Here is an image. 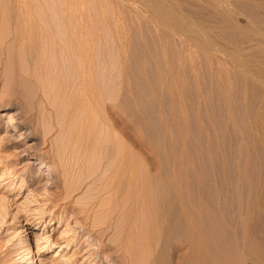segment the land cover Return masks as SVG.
Here are the masks:
<instances>
[{"label": "rangeland", "instance_id": "374dc122", "mask_svg": "<svg viewBox=\"0 0 264 264\" xmlns=\"http://www.w3.org/2000/svg\"><path fill=\"white\" fill-rule=\"evenodd\" d=\"M26 1L31 3L32 6L34 4L35 8L32 7L30 13H33L37 18L43 19L45 16L47 17V21L57 22V24H54L55 26L57 25L59 29L57 31L60 34L56 32V35H60L61 37L54 35L56 39L50 33V35H47L48 38L51 36L56 42L50 38L52 42L50 43L49 41V44L45 43L44 48L42 43L46 40L40 38L42 41L38 40L39 42L34 51L35 54L33 53L28 56L27 53L29 61L33 60V64L36 65L38 63L39 65L40 63L39 66H41L40 71L35 72L41 77V82L37 83L28 81L26 78L27 74H25L26 70L24 68L26 64L23 66L25 71L22 70L21 65L23 62L21 54L23 53V47H21V40L19 38L16 39L19 40L18 42L14 41L15 39L12 40L13 29L9 27L8 30L6 28L8 26L7 23L4 26L5 28L0 26V28L2 27L0 31L4 28V34H6V30L11 31L10 35L7 32L6 38L3 33H0L5 38L1 40L2 37L0 36V46L1 44H6L9 48L8 55L5 54L7 58L0 52V75L3 79L0 81V93L4 99L10 100L8 108L4 110L0 109V177L3 175L2 170H4V173L7 171L9 175V178L0 182V264H89L90 261L91 264H105L108 261V259L105 260V254L103 252L100 253L99 248L96 249L98 247L96 245V235L94 233L91 234L90 230L92 229L96 234L100 232L109 221L112 222L114 220L112 218L117 216L116 213L121 211L119 207H122L127 199H129L127 203L131 201L128 195H126V199L122 198V193L128 192L126 190L127 187L125 184H122L118 189V193L115 191V186L118 183L114 180L115 171L109 165V160L112 158L110 148H106L103 145V148L98 147L90 150L85 146V142H82L83 144L81 142L74 143L73 147V145L70 146L67 142L66 137L68 134V139L70 136L77 134L80 139H85L86 135L89 134V136L95 137L97 135L96 138L102 141L103 138L106 139L114 133V135L120 138L121 143H124L129 149L133 148L132 151L136 153L138 161H140L139 163L142 164L141 167L147 161L151 162L152 160L156 166L159 164L165 165L160 160L166 156L168 159L166 165H171L170 168L173 169L176 167L175 171H180L183 174L182 176L185 177L184 179H186V181L183 179L187 186L184 188V193L187 190L190 192L187 191L185 193L186 196L190 197H187V202L193 201L192 197H194V200H197L195 197L198 195L196 196V194L198 193V189L199 191L201 190L200 188L203 183H210L207 186L212 187V182L208 181L213 178V176L211 178L210 173L213 174L214 167L221 162H228L227 165L229 163L231 165L232 161V164L236 163V160L241 162L239 159L240 157L244 159V156H242L244 152L247 153L248 158L252 155V158H250L252 160L249 161L257 163L258 160L259 162L261 159L264 160V150H262L264 147L260 149L261 143L262 145L264 143L262 141L264 140L262 139L264 138V133L257 135L255 133L254 135V132L250 131L249 135L250 118L254 115L253 113L260 111L264 114V109L262 108L264 107V101L263 103L261 102L263 90L261 91L259 87L261 86L259 79L245 82L246 77L243 70L233 68L235 72L232 70V74L228 72L232 69L231 66L227 65L228 70L226 72L230 73L227 77L229 81L226 79L227 83L230 82V86H227V90H230L228 91L229 94L227 93L228 99H226L229 100L230 98L228 105V102L224 97L222 99L221 94L217 91L218 88L215 85H218V83L216 84L215 80L213 81L217 77L216 75L220 79L221 73L216 72L215 75L214 72V78L212 76V69L208 68L210 65L205 61V58L201 55L202 53L200 51L198 53V50L196 51L191 47L190 49L194 53L195 58L197 60L198 58H202V60H198L199 62L196 60L198 64L197 73L189 71L191 69L188 62V65L186 64L189 67L187 71L186 66H184L186 62H184L182 67L179 66L181 65L180 62H182L180 59L182 60L183 58L181 57L182 54L180 55V52H182L180 48L181 37L173 34L168 28L156 23L139 2L135 3L127 0H67L66 3V0H38V4L41 2V7L39 5L41 9L39 7L38 9V1ZM225 1L229 4L228 8L232 9V17L235 19H233L235 23L237 22V25L242 26L241 29L246 28L249 30L251 32L250 35L253 33L252 38L249 37L250 35L243 34V31L242 33H238L226 27L221 28L222 26L217 25L219 22L216 24V21L210 20L214 24V27L212 26L211 28L214 37L216 36L218 43L226 49L228 46L232 47V49L239 46V48L242 47L246 56L256 59L260 55L259 59H257L260 60L262 58L264 60V53L257 48L264 45V40H260L262 37L264 39V0ZM63 5L65 9L62 8ZM67 9L72 13L70 14L71 16L68 15L69 19L86 20L85 23L87 21L91 23L89 33L91 32L90 41L93 40V45L90 47L95 54L94 56L97 57V59L95 57L97 64L100 58L104 60H102V65L106 61L104 68L101 65V70L97 68L94 72L92 69L95 74L91 72L93 80H90L95 85V100L90 103L91 106L88 104V98L79 88L82 84L79 83L78 79L81 80V78L77 77L75 80L74 72H77L76 70L73 72L72 66L69 67L70 62L68 58L74 51H67L69 48L68 39L65 42L66 33L61 29L62 24L59 26L60 21L66 18L65 15L68 14ZM193 9L190 6L187 9L188 11L185 10L188 14L192 10L190 12V19L194 13ZM231 9H229L230 13ZM11 11V18L14 19L16 10L12 7ZM51 11H54V13H51ZM195 11H197L196 16L198 18L195 17L194 13L191 20L195 22L199 21L200 23L201 21L209 20L208 17L204 19V17L208 16L206 12L203 14L204 11L200 12L201 10L199 9ZM22 14L24 13L22 12ZM199 15L203 16L204 20ZM0 18L4 17L1 15ZM1 19L0 25L5 24L4 19ZM205 21L202 24L210 26L211 23L209 22V24ZM49 22L48 24L51 26V22ZM45 23H43V26L47 27L46 25L48 24ZM52 26L56 30L53 24ZM54 29L53 31H55ZM65 32L68 31L65 30ZM254 32L259 35L262 34V37H259V39L257 37L258 34H254ZM254 40L258 44L260 42V44H256ZM8 41L10 42L8 43ZM225 42L229 45L225 46ZM253 43H255V46ZM38 44H40L39 47ZM248 44L250 45L248 46ZM50 45H52L51 49H49ZM254 47L257 50H254ZM70 48L69 50H71ZM65 49L66 51H64ZM36 50L38 51L36 52ZM54 50H58L57 52L63 51H61V54L59 52L58 55H54L52 53L55 52ZM49 53L53 54L54 57L57 56L60 60V62H56L57 64L60 63L58 64L60 65L59 67L58 65L54 66L56 64L55 60H53L54 57ZM218 54L220 55L219 52ZM252 54H254V57ZM261 54L263 55L261 56ZM59 55H61L60 58L58 57ZM179 55L181 58L175 62L179 58ZM62 56L65 59H62ZM94 56L91 53L92 59ZM222 57L228 62L231 61L229 57ZM57 58L55 57L56 60ZM200 63L201 65H199ZM203 63H207L206 66ZM43 64L46 69L50 65L54 66V70L50 67L53 72L44 70ZM19 66L20 68H18ZM57 67L59 72L55 71ZM64 68H66L65 71ZM178 74H181L184 78H180ZM173 75L175 81L172 77ZM230 75L233 76L231 77ZM188 77L190 78L188 79ZM191 78L192 81H190ZM195 78H199L197 79L198 81ZM177 79H185L186 81L182 82ZM194 80L196 81L194 82ZM261 88L263 89V87ZM259 92L261 93L260 95ZM18 93L20 94V98L17 96ZM16 97L19 99L16 100ZM259 97L260 99H258ZM117 105H121V109L117 108ZM18 106L24 109L25 124L15 123L16 117H9L12 113L11 111ZM227 106L229 107L227 108ZM229 108L231 109L229 110ZM230 112L231 115L233 114V119ZM127 117L135 118L134 125L140 129H137L140 137L128 126L126 122ZM245 118L249 120L250 125L247 126L249 123L248 120H244ZM68 121L70 122V127H67L69 126ZM111 121H114L113 124L115 123L116 132L108 127ZM230 123L232 124L230 125ZM233 123L237 125H235V128L233 127ZM100 127L102 128L100 129ZM242 129L244 130L242 131ZM235 131L237 132L235 133ZM27 133L30 134L27 136ZM34 134L37 138L28 139V137ZM251 134L254 136L252 137ZM257 136L261 137V143H259L260 138ZM254 137L259 139V142H256V138ZM32 143H36L37 152L40 153L43 163L46 166L56 168V183L50 184L49 181L45 183L42 177H39V174L45 171L44 169L40 168L36 173H29V171L38 166L36 164L39 162L37 156L31 157L32 148L30 147ZM258 143L260 144L259 147ZM146 147H150L151 151L153 150L152 154L149 155L151 158H147L148 160L144 159L146 155L141 156L143 152L147 151L148 148L146 149ZM238 149H240L239 152L236 151ZM257 149L261 151L259 152ZM246 150L250 152L248 153ZM235 151L236 153H234ZM240 152L243 154H239ZM233 156L237 157L234 158ZM6 167L9 168L6 169ZM209 168L210 171L212 170L211 172L208 171ZM9 170L12 172H9ZM5 177L3 176L2 178ZM204 179L205 182H203ZM65 183H68L71 189H73H68L69 191L65 192ZM209 186V189L207 188L208 193L210 190L212 191V188ZM65 196H67L66 199L64 198ZM116 197L120 201L119 205V202H116ZM53 201L65 203L69 206L67 214H62L63 211L54 206ZM127 203L125 205L129 207L131 202ZM88 206H90L89 209ZM71 207L75 211H72ZM83 209H88V211L83 212ZM86 216L89 217L85 220L82 219V217L86 218ZM37 217L38 219H36ZM90 218L93 222L94 218L96 223H92ZM119 222L120 220L117 223L119 226L116 224V229L120 228L121 223ZM116 229L110 228L105 232L102 244H116L117 233H119V230ZM38 237L40 238L38 239ZM52 240L57 244L61 243V248H57L56 245L49 247L48 241ZM66 241L68 245L64 247ZM63 247L64 249H62ZM29 250L30 253L28 254ZM25 257H30L29 260L32 263H25ZM113 261V259L110 260V264Z\"/></svg>", "mask_w": 264, "mask_h": 264}, {"label": "bare ground", "instance_id": "6f19581e", "mask_svg": "<svg viewBox=\"0 0 264 264\" xmlns=\"http://www.w3.org/2000/svg\"><path fill=\"white\" fill-rule=\"evenodd\" d=\"M29 1H31V0H29ZM35 1L37 2L38 0H35ZM127 1L135 2V3L139 2L140 4H142V6L145 8V11L149 14V16H151L153 18V20L156 23H158L161 26L168 28L173 34L181 37L180 38V46H181L180 48L182 49V52H180V55L182 54L181 57H183V58L181 60L180 59L181 57L179 55V58H177L175 61V62H177L178 59H180V61H182V62L179 61L181 64V65H179V63H178L179 66L182 67V65H184V62H186L184 65V66H186V64L188 62L190 64L189 67L191 69V70H189V69L188 70L195 73L197 71V65H198L197 61L199 59L202 60V58H198V60H197L195 58L194 53L190 49V47L195 49L196 51L198 50V53H199V51L202 53L201 55L203 56V58H205V61L208 63V65H210V67H208V68H210V70L212 69V72H213L212 76L214 77V72H215V75H216V72L221 73V76H219L221 78L220 79L217 78L218 75H216L217 77L216 78L214 77L215 79H213V81L215 80V83L216 84L218 83V85H215V86H217L218 89L217 88L216 89H217V91H219L218 93L221 94L222 99H223V97L225 100L228 99L227 95L229 94L228 91H230V90H227V88L230 86L229 85L230 82L227 83V80L229 79V78L227 79V77L229 76L230 73L233 74V72H235L234 69H237V68H240L241 70H243V72H245V74H244V76L246 77L245 82L246 81H252V79H259V82L261 83V86H259V87H260L261 91L262 90L264 91V60H262V58L260 60H258L260 55L257 57L258 59L257 58L253 59L249 56H246L245 52L242 50V47L239 48V46L236 44V46H238V48L233 47L234 49H232V47L228 46L229 44L228 45L226 44L227 41L225 40L226 41L225 46H228V48H229V50H228V48L226 49L225 47L221 46L218 43L216 36L214 37V34L211 31L212 26L214 27V24H213V22L211 23V21H216V24H217V22H219L217 24L218 26H222L221 28L226 27V28H229V29L233 30L234 32H238V33H242V31H243V34L245 33V35L247 34V36L250 35V33H251L246 28L241 29L242 26L240 27L239 25H237L238 24L237 22H236L237 24L235 23V21H234L235 19L232 17V9L228 8L229 4L225 0H127ZM27 2L28 1H26V0H0V13H1L0 17L2 15L4 17L2 19H4V21H5L4 22L5 24H2L0 26L4 27V26H6V23H7L8 26H6V28H8V30H9V27H11L13 29V30L11 29L12 35H13L12 40L15 39L14 41H17V42L19 40H16V39L19 38L21 40V47H23V49H22L23 53L21 54L22 55V62H23V64L21 65L22 70H24V68H25V70H26L25 74H27L26 78L28 79V81L30 80L32 82L38 83V82H41V80H40L41 77L38 76L35 72H38V70L40 71V69H41L40 68L41 66H39L40 63L38 65V63H36L34 61V63H36V65H35V64H33V60L29 61L28 60L29 58H27V53H28V56H30L31 54L34 53V51L37 47V43L39 42L38 40L40 38H42V39L44 38L46 40V41H43V43H42L43 45L45 43L49 44L48 42L50 41V43H51L52 42L51 40L53 39V37L51 38V36H50L48 38L47 35H50V33H52L53 36L55 35L56 37H58L60 35L57 36L56 32L59 34H60V32L57 31V29H58L57 25L55 26V24H57V22L55 23L54 21L51 22L49 20L51 22V26L53 24L56 27V30H55L53 26L51 27L48 24L49 21L46 20L47 17L44 16L43 19H40V18H37L33 13H30L31 8L32 7L35 8V7H34V4L32 6L31 3L28 2V4H27ZM38 3H39V1L37 2V4ZM66 3H67V0H66ZM66 3H65V5H66ZM40 4H41V2H40ZM40 4L37 5V8L39 7ZM42 5H43V2H42ZM189 5L191 6V9L196 8L195 10L199 9V10H201L200 12L204 11L203 14L206 12V14L208 16L204 17V19L208 17L209 20L207 19L208 21L207 20L205 21L203 19V16L199 15L200 18H202L205 22H208V23L210 22L213 25H211L209 23L210 26H207V25L202 24L204 21H201V23L199 21H197L198 22L197 23V22L191 20L192 15L194 13H195L194 14L195 17H197L196 16L197 11H195L193 9L194 13L191 15V19H190V12H192V10L189 11V14L186 12V11H188L187 9L190 8ZM35 6H36V4H35ZM57 6H58V4H57ZM63 6H62V8L65 9V6L64 7ZM188 6H189V8H188ZM12 7L14 8V10H16L15 11L16 16L14 19L11 18V12L13 11V9L11 11ZM40 7H41V5H40ZM54 8L56 9V7H54ZM66 8H67V6H66ZM116 9H118V8H116ZM229 9H231V13H230ZM66 11H68V14L65 15L67 20H66V18H63L64 21L62 19L60 21L61 23L59 24V26L62 24V28L61 27L60 28L63 30L64 33H66L65 42L68 39L67 40V43L69 44L68 47L70 48V46L72 45L70 48L71 50H69V48H68L67 51H74V53L72 52L68 58V60L70 62L69 67L72 66L73 72H74V70H76V72H77V73L74 72L75 80L77 77L81 78V80L78 79L80 81L79 83L82 84V85L79 84L80 85L79 88H80L82 93L84 92L85 96L89 100L88 104H90L91 102H93L95 100V98H94V93H95V89H94L95 87L94 86L95 85L90 80V79L93 80V76L91 78V72L93 74L97 68L99 69L104 60L102 58V60H103L102 61L101 58L99 57L100 58V59L98 58L99 63L97 64V62H96L97 57L94 56L95 54L92 51V48L90 47L93 45L92 44L93 40L90 41L91 32L89 33V31L91 29V27H90L91 23L89 21H87L85 23L86 20L80 21V20H75L73 18L69 19L68 15L71 16L70 14H72V13L68 9ZM22 12L24 14H22ZM63 12H65V11H63ZM200 12H199V14H200ZM51 13H54V11L53 12L51 11ZM122 19H123V17H122ZM45 22L48 24V25H46L47 27L43 26V23H45ZM88 23H89V25H88ZM218 26H217V28H219ZM4 28L1 30L2 32L0 31V33L4 34V32H3ZM53 29L55 31H53ZM65 30L68 32H65ZM225 30H228V29H225ZM7 32H9V31L6 30L5 33L8 34ZM10 32L8 35H10ZM54 32H55V34H53ZM211 32H212V34H211ZM6 34H4V36ZM252 34L249 37L252 38ZM254 34H258V33L254 32ZM261 35L262 34H260V35L258 34L257 37L261 38L262 37ZM0 36L2 37L1 40H4L7 35L5 36V38H3L2 35H0ZM247 36H246V38H247ZM263 36H264V34H263ZM63 37H64V34H63ZM50 38H51V40H50ZM244 38H245V36H244ZM251 38H250V40H252ZM69 40H70V42H68ZM260 40L263 41L264 40L263 37ZM53 41H55V40L53 39ZM2 42H4V41H2ZM6 42H7V40H6ZM6 42H4V43H6ZM9 42L10 41H8V43ZM252 42H253V40H252ZM263 43H264V41H263ZM256 44H258V42H256ZM259 44H260V42H259ZM249 45L250 44H248V46ZM253 45L255 46V43H253ZM261 45H262V42H261ZM39 46H40V44H38V47ZM0 47H1L0 52H2L4 54L5 58H7L5 56V54L8 55V52H9L8 45L6 46V44H1ZM51 47H52V45H50V48L49 47H47V48L51 49ZM256 47H254V50H257V48H258L262 53H264V45L258 46L257 48ZM44 48H45V45H44ZM122 50H123V48H122ZM249 50H250V47H249ZM252 50H253V48H252ZM37 51L38 50H36V52ZM54 51L55 52H52V53L54 55L55 54L58 55V53L60 52V54H61L62 53L61 51H63V50H61L59 52H57L58 50L57 51L54 50ZM64 51H66V49ZM90 51H92L91 53H93V56H94L93 59L91 57ZM218 52L220 53V55L218 54ZM257 52H259V51H257ZM178 53H179V51H178ZM53 54H50V55L52 56ZM9 55H11V54H9ZM54 55H53V57H54ZM172 55H174V54H172ZM253 55L254 54H252V56ZM256 55H258V54L256 53ZM262 55L263 54H261V56ZM60 56L61 55H59L58 57L60 58ZM222 56L229 57L231 61H229V62L226 61ZM0 57H1V53H0ZM55 57L57 58V56H55ZM55 57L53 58V60H55V63L58 61L60 62V60L58 58L56 60ZM95 57H96V59H95ZM63 58L64 57L62 56V59ZM12 59H14V58H12ZM263 59H264V56H263ZM93 60H94V62H93ZM173 60H174V57H173ZM105 63H106V61H105ZM105 63H104V65H102V68H104V66L106 65ZM207 63H205V64L203 63V64L206 66ZM25 64H26V67L23 68V66ZM58 64H60V63H58ZM58 64L56 63L55 65L54 64L53 65L57 66ZM68 65H69V63H68ZM199 65H201V63ZM227 65L231 66V68H232V69L230 68L231 70L229 69L230 71H228L230 73L226 72L228 70V68L226 67ZM54 66L52 67L50 65V67L53 68L52 70H54ZM59 66L60 65H58V67ZM44 67H45V65H44ZM50 67H48L47 69L45 67L44 70H46L47 72L48 71L51 72L52 70ZM58 67H57V69H55V71H58ZM94 67H96V68L94 69ZM189 67L186 66V71H187V68H189ZM18 68H20V66ZM92 69L94 72L92 71ZM178 69H179V67H178ZM65 70H66V68H64V71ZM72 70L69 69L70 72H72ZM99 70H101V68ZM232 70H233V72H232ZM0 72H1V68H0ZM209 72L211 73V71H209ZM77 74H78V76H77ZM181 74H178V75H180V78L181 77L184 78V76H181ZM184 75H185V73H184ZM22 76H24V75H22ZM43 77H44V75H43ZM172 77L174 78V75ZM196 77H198V76H196ZM234 77H233V79H234ZM189 78L190 77H188V79ZM192 78H194V77H192ZM192 78L190 79V81H192ZM197 79H199V78H197ZM218 79H219V81H218ZM2 80L3 79L0 75V81H2ZM7 80H6V82H7ZM177 80H181V79H177ZM184 80H181V81L183 82ZM196 80H194V82ZM174 81H175V78H174ZM99 82H100V80H99ZM95 83H96V81H95ZM261 87H263V89ZM7 90H8V88H7ZM41 90H43V88H41ZM263 91H262L263 94L261 96L262 97V101H261L262 103L264 101L263 100L264 99V92ZM18 94H17V96L20 98V94L19 95ZM260 94L261 93L259 92V95ZM195 97H196V95H195ZM19 98L16 97V100ZM255 99H256V97H255ZM258 99H260V97ZM229 100H230V98H229ZM229 100H226L228 102V105L230 103ZM242 102H243V100H242ZM226 105H224V106L226 107ZM9 106H10V100L4 99L0 93V109L4 110V109L8 108ZM90 106H91V104H90ZM228 107L229 106H227V108ZM117 108L121 109V105H119V106L117 105ZM262 108L264 109V107H262ZM230 109L231 108H229V110ZM226 110H228V109H226ZM11 112L12 113L9 115V117H16L15 123L25 124V117L23 116L24 109L21 106H18L16 109H14ZM226 114H228V113L226 112ZM253 114H254L253 116L250 115L252 118L249 117L251 125H250L248 119H246V118L244 119V120H248L249 124H247V126L250 125L249 128L251 130L248 128L249 129V135H250V131L252 133L254 132L253 133L254 135H255V133H256V135L264 133V123H263L264 122V114L260 111L255 112ZM78 115H79V113H78ZM230 115H231V112H230ZM232 115H231V117H232ZM94 116H96V115H94ZM121 118H122V116H121ZM134 119H133V117H127L126 122L128 123V126L130 127V129L132 128V130L136 133V135L140 137V134L138 131L140 129L136 128V126L134 125L135 124ZM232 119H233V117H232ZM9 120H11V118H9ZM69 120H70V118H69ZM113 122L111 121L110 126H108V123H107V126L110 127L114 132H116L117 129L114 125L115 123L113 124ZM231 124L232 123H230V125ZM233 124H234L233 127L235 128L236 124L235 123H233ZM67 127H70V122H69V126H67ZM101 128L102 127H100V129ZM243 130L244 129H242V131ZM137 131H138V133H137ZM69 132H71V131H69ZM236 132L237 131H235V133ZM29 134L30 133H27L26 135L28 136ZM253 134H251L252 137L254 136ZM68 135H67L66 139H67V142L70 146L73 145L74 143L76 144L77 142H81V143L85 142L84 143V144H86L85 146L88 147V149H90V150L91 149L94 150L95 148H98V147L103 148L104 146L106 148H110L112 158H111V160H109V165L114 169V171H115L114 172V180H116V183H118L117 186H115V191H116V193H118L119 187L122 184H125L127 187L126 190L128 192L127 193H126V191L123 192L122 198L126 199L125 197H126V195H128V197H130V200H131L130 201L131 205L130 206L128 205L129 207H127L125 205L129 199H127V201H125V203L121 200L122 203H124L125 207H124V205L122 207H119V209H121V211L118 210L119 212L116 213L117 214V216H115L116 219L112 218L115 221L114 220L112 222L109 221V223L106 224V227L104 226V228H102V230L100 232H98L96 234L95 231H93L92 229L90 230L91 234L94 233V235H96L95 236L97 239L96 245L98 246L96 249L99 248L100 253L103 252V254H105V260L108 259V261L105 264H110V260H112V259L114 261L111 264H264V162H261L264 160H262L261 158H260L261 161L259 162V160H258L257 163L249 161V160H252V159H250V158H252V155H251V157L249 156V158H248L247 153L244 152V154H245L244 155L243 153H241L243 151H241L239 154H241V155L243 154L242 156H244V159L241 157H240V159L238 158L241 162L234 160L236 163L232 164V162H233L232 161L231 165H229L230 163L227 165L228 162L227 163L221 162L216 167H214V165H215L214 164L213 165L214 169H213V171L211 170L213 172V174L210 173L211 178H212V176H213V178H212V180H210V179L208 180V181L212 182L211 183L212 187H210L208 185L210 188H212V191L211 190L209 191L210 194L207 191V188H208L207 184H210V183H207V184L203 183V182H205V179H204L203 182L201 181L203 183V185H201V188H200L201 190L199 191V189H198L199 194L195 193L196 196L198 195L197 197H195L197 200H194V197H192L191 199H193V201L189 199L190 201L187 202L188 196L185 195V193H187V191H188L187 188H186L187 191H185V193H184V188L186 186L184 180L186 181V179H184L185 177L182 176L183 174H181L180 171H178V170L175 171L176 167H174V169H173V168H170L171 165L170 166L166 165V162H168V159L166 156H164L160 160L163 162V164L165 163V165L159 164L161 162L158 161L159 163H157V164H159V165L156 166L155 164H153V160H152L151 162L147 161L146 164L143 167H141L142 164L139 163L140 161H138L136 153L132 151L133 148L131 147V149H129V147L124 145V143H121L120 138L117 135H114V133H113V135L111 134L110 136H108L106 139L103 138L102 141L100 139L96 138L97 135L95 137V136H89V134H88L85 137L86 140L84 138L80 139L78 134H77L78 137H77V135H75V136H70L68 139ZM257 137H259V136H257ZM261 137H262V135H261ZM261 137H259L260 142H259V139H257L256 137H254V138H256V142L258 141L259 143H261V140L264 139V138L261 139ZM34 138H37V136L35 134L28 137V139H34ZM121 138H123V137H121ZM141 138H142V136H141ZM142 141H143V138H142ZM262 141H264V140H262ZM63 143H65V142H63ZM137 143H140V142H137ZM145 143H147V142L145 141ZM259 143L257 144L258 147L260 145ZM144 146H145V144H144ZM147 146H148V144H147ZM73 147H74V145H73ZM150 147H146V149L148 148L147 151L145 150L146 152H143L142 155L140 154L141 156L146 155V156H144V159L151 158V156H149V155L152 154L153 150L151 151ZM255 147H256V145H255ZM261 147H264V143H263V145L261 143L260 149H261ZM30 148H32L31 157L37 156L39 158V162L36 164L38 166H36L35 169L29 171V173L33 174V173H36L38 170H40V168L44 169L45 171L42 174H39V177H42V179L45 181V183H47V181H49L50 184L56 183L55 182V175L57 174L56 168L53 166H46L43 163V160L40 156V153L37 152L36 143H32ZM254 149L256 150V148H254ZM262 150H264V148ZM236 151L239 152L240 149H238ZM236 151L234 153H236ZM258 151L260 152L261 150H258ZM247 152L249 153L250 151H247ZM137 153H139V152H137ZM239 154H238V156H239ZM259 154H261V153H259ZM263 155H264V152H263ZM158 156H159V154H158ZM31 157H29V158H31ZM236 157L237 156H235L234 158H236ZM255 158H256V156H255ZM97 159H99V158L97 157ZM242 159H243V161H242ZM250 162H252V163H250ZM8 168L9 167H6V169H8ZM208 171H210V168L208 169ZM9 172H12V171L9 170ZM2 173H3V175L0 177V182H3L6 178H9L7 171L4 173V170H2ZM3 176H6V177L2 178ZM204 176H205V174H204ZM204 176H203V178H204ZM207 176H208V174H207ZM206 180H207V177H206ZM208 181H206V182H208ZM202 183H200V184H202ZM198 187H200V186H198ZM14 188H15V185H14ZM17 188H19V187H17ZM64 189L66 192L68 189H71V186H69L68 183H65ZM193 195H194V193H193ZM51 198H53V197H51ZM64 198L66 199L67 196H65ZM188 198H190V197H188ZM116 200H117L116 202H119L118 203V205H119L120 201L117 197H116ZM116 202H114V204H116ZM129 203H127V204H129ZM53 204H54V206H57L58 209L63 211L62 214L63 213L67 214V210L69 209V206H67L65 203H57L56 201H53ZM61 204H63V206H61ZM98 205H99V203H98ZM89 207L90 206H88V209H89ZM70 209L72 211H75V209L72 207ZM88 209H83L82 211L87 212ZM110 215H111V213H110ZM88 217L89 216H86V218L82 217V219L85 220ZM36 219H38V217ZM110 219H108V220H110ZM93 220L96 223L94 218H93ZM119 220H120L119 223H121V225H120L119 229H116L117 228L116 224L118 223ZM91 221H92V219H91ZM94 222L92 221V223H94ZM97 224H98V222H97ZM92 225H94V224H92ZM97 226H99V225H97ZM117 226H119V224H117ZM110 228H115L116 230H119V233H117L118 237H116L117 239L115 241L116 244H114V245L111 243L110 244L109 243L108 244H106V243L102 244L103 239L105 238V232H107L108 229H110ZM90 235H89V237H90ZM117 235H115V236H117ZM39 238L40 237H38V239ZM112 242L114 243V241H112ZM54 245H56L57 248H61V243L57 244L53 240L48 241L49 247L54 246ZM67 245H68V242L66 241L64 244V247H66ZM64 247L62 249H64ZM87 247H88V245H87ZM87 250H89V249H87ZM29 253H30V250L28 251V254ZM68 258H67V260H68ZM29 259H30V257H25V260H26L25 263H32V261H30ZM89 264H91V261L89 262Z\"/></svg>", "mask_w": 264, "mask_h": 264}]
</instances>
